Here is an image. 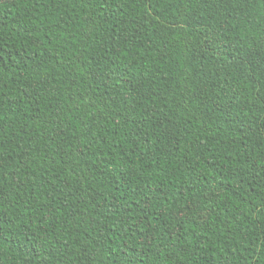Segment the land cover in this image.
I'll return each mask as SVG.
<instances>
[{
  "label": "trees",
  "instance_id": "obj_1",
  "mask_svg": "<svg viewBox=\"0 0 264 264\" xmlns=\"http://www.w3.org/2000/svg\"><path fill=\"white\" fill-rule=\"evenodd\" d=\"M0 264H264V0H0Z\"/></svg>",
  "mask_w": 264,
  "mask_h": 264
}]
</instances>
